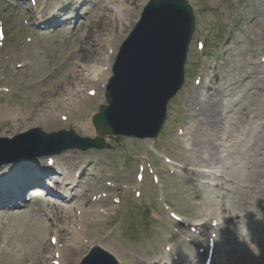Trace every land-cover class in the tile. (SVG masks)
Returning <instances> with one entry per match:
<instances>
[{
    "label": "rangeland",
    "instance_id": "rangeland-1",
    "mask_svg": "<svg viewBox=\"0 0 264 264\" xmlns=\"http://www.w3.org/2000/svg\"><path fill=\"white\" fill-rule=\"evenodd\" d=\"M28 1L30 3L28 6L31 9L34 6L37 9L36 11L32 10L30 16L26 8L16 10L13 6L8 5V0H0V26L4 27L6 33V38L2 42L0 41V136H12L27 130L34 125V118L38 114L42 115L48 108L54 113L68 111L70 114H65L67 119L56 116V120H45L35 126H40L46 131L72 127L80 135L93 136L95 133L92 132L90 117L97 110L99 103L105 102L104 87H101L96 95H87L79 108L67 109L64 105L52 106L49 100L69 82L70 65L75 60L83 61L84 50L80 47L88 46L96 36L107 37L109 31L114 33L113 38H115L117 46L119 41L126 36L131 25L124 22L123 25L117 24L118 26H100L101 14L107 12L111 15V11L103 7L106 0H97L94 8L95 12L101 15L99 20L97 21L94 12L84 23L89 26L82 24L77 28L76 34H73L68 25L38 30L31 24L32 21L49 6L50 8L54 7V11L55 7L60 5L57 2L59 0ZM128 1L130 6L135 9L131 14L138 15L145 0ZM188 1L197 11L198 33L203 32L207 50V53L201 52L197 48L196 40L192 43L188 68L189 71L195 69L197 73L188 75V83L193 86L197 84L200 73L204 71L203 61L205 59L209 62L206 72L209 75L217 74L216 85L229 78V72H232L238 79L244 77L243 70H239V60L243 61L250 55L254 61L253 73L258 76V71L261 69L258 59L262 53L260 47L254 42L261 33H264V0ZM25 11L27 13L24 16ZM256 19L262 20V23L256 22ZM83 25L89 27L88 31L83 30ZM220 45L224 48L222 53L218 51ZM97 48L96 51L99 52L100 46L97 45ZM93 49L95 48L93 47ZM104 50L105 45H103L102 57ZM95 52L92 55H95ZM114 54L115 52L110 54L109 64L112 63ZM65 59L67 60L63 63ZM102 61L103 59L101 63ZM46 74L48 77L41 79ZM228 92L226 91L231 96L227 99L232 97L235 101L238 100L234 110L228 113V122H223L230 134L228 139L232 141L237 136L236 131L244 126L243 108H249L251 100L244 96L246 93L244 84L237 83L233 90ZM190 104L194 103L190 101ZM173 107H178L177 102H174L170 108ZM226 108H229L227 101L222 107H220V103L217 106L218 110ZM184 114H186L184 111H180L177 119L185 120ZM87 121L89 123L85 127L83 122ZM164 128L155 139L157 140L156 146H159L163 140ZM178 129L179 127H174V125L168 126V130L166 129L168 137L161 143L160 148H154V144L147 142L148 139L131 140L123 136H106L107 145L103 150L88 149L80 152L78 149H72L59 154L62 156L72 153L78 156L79 160L90 163L88 169L92 174L88 175L89 178L85 180L82 187L90 188L93 198L84 208H88L89 205L98 206L108 214L100 216L97 222L89 224L88 230L96 243L108 242L115 247L116 251L114 250V252L118 260L134 261L127 264H142L144 261L148 263L153 260L151 257L156 252L155 250L166 257V248L169 247L173 258L175 256L178 258L187 257L188 260L185 264H203L204 257L202 259L197 254V251L201 249L200 244L194 248V245L189 243L187 236H183V227H186L183 224L184 221L180 219V222L172 217L169 209H173L183 218H188L187 213H191L195 217L194 208L197 204L192 203L191 200L198 201L195 195L197 192L202 194L203 192L196 189V186L193 187L194 182L186 179L185 171L179 165L185 164L187 158L192 160L191 151L211 152L214 150L206 142L200 144L194 141L191 144L195 137L199 136L205 139L204 135L211 128L201 123L196 126V131L194 128L190 132L187 131L188 134H192L190 143H188V146L192 148L190 150H186L182 132H178ZM149 144L154 148L156 160L146 168L147 177L145 180L147 179V182L143 183L147 184V187L153 186L154 188L144 192V184L140 187V182L137 179L139 173L137 166L143 169L153 158V154L149 152ZM241 144L244 143L241 142ZM126 150H128L127 156L135 157L137 163L134 160L126 162L124 156ZM251 151L253 149L248 148V152ZM143 155L148 158V162L141 160ZM166 156L173 161L166 163L164 161ZM39 158L41 156L37 159L39 160ZM215 159L216 157L212 158L213 161ZM179 170H182L183 173ZM107 172L116 176L112 179L108 176L106 181L108 184L105 185V173ZM93 173L96 174V178ZM189 174L191 175V173ZM153 175L158 178V181L153 179ZM244 182L246 186L242 191L236 192V182H234L231 186L235 190L225 192L226 196L230 194V203L237 210L241 209L244 203L252 204V197L264 196L263 191L259 193L254 191L256 187L254 180L245 179ZM162 186L166 189L167 202L165 204L162 202L161 193L157 190V187L161 188ZM138 191H140V195H136ZM212 192L216 194L217 189ZM96 195H99L98 199H96ZM28 199L23 207L0 210V264H29L27 259L31 257L33 247L40 243L36 238L44 230L42 224L46 216L39 209L45 208L48 212V205L37 196ZM263 202L264 200H261L254 205L255 211L260 210L259 204ZM254 216L256 217L251 240L250 236L246 239L241 238V242L234 245V251H229L227 257L217 247L213 264H254L258 257L264 254V214L261 212L259 215H251L250 218ZM60 221L56 223H60ZM61 223L63 224V221ZM189 231L193 235L195 234V231L191 229ZM207 233L211 235L212 230ZM203 238L199 236L197 240L200 242ZM202 244L206 245V241ZM35 257L37 258L36 255Z\"/></svg>",
    "mask_w": 264,
    "mask_h": 264
},
{
    "label": "bare ground",
    "instance_id": "bare-ground-1",
    "mask_svg": "<svg viewBox=\"0 0 264 264\" xmlns=\"http://www.w3.org/2000/svg\"><path fill=\"white\" fill-rule=\"evenodd\" d=\"M85 0H82L83 3ZM107 3L113 7L114 12L109 15L107 12L102 13V22L99 24L102 27H106L108 25L115 26L117 24L123 25V23L131 24L136 17V15H132L133 8L127 2V0H107ZM74 12V11H73ZM75 8V13H76ZM113 17V18H112ZM253 18V17H252ZM256 22L262 23V20L256 19ZM118 26V25H117ZM75 28V27H74ZM101 30V29H100ZM260 33V32H259ZM258 33V34H259ZM114 33L112 31L108 32V36L105 38H100L98 36L92 39V43L80 47L83 49V61L75 60L70 65L69 71V82L65 84V86L57 92V95L52 97L49 100L52 106L60 107L64 105L67 109L71 107L79 108L82 102L86 98L85 91L86 86H93L90 89L97 87L98 89L101 88L104 81L107 79L109 74V64H108V57L109 53L112 52L116 47L115 38H112ZM264 43V33H261L259 37L256 38L254 44L258 47L263 46ZM95 49H93V47ZM100 46L101 50L97 52V48ZM103 45H105L104 54L103 53ZM97 48V49H96ZM254 49V48H253ZM249 49V50H253ZM96 51V52H95ZM95 52V55L92 53ZM238 53V52H237ZM108 54V55H107ZM103 59L102 63L101 60ZM90 60V61H89ZM240 62V60H239ZM253 65V58L252 56H247L243 61L240 62L239 70H243L244 73H247L246 83L249 84V88L253 90L255 84L258 81L251 78V73L254 72L252 69ZM237 67V66H235ZM231 72H229L228 76L230 78ZM234 75V74H232ZM217 76V74H216ZM229 78H226L225 81L221 82L218 88H214L213 92L210 94V99L204 100V123H209L212 120L213 115V108L215 102L219 103L220 99L225 95L226 91L228 92L229 88L236 82V80L229 81ZM238 82L242 83V79L238 80ZM89 89V88H88ZM254 94V92H253ZM213 98V99H212ZM215 99V100H214ZM51 106V107H52ZM52 110L45 109V112L38 114L34 118L33 124L41 123L45 120H56V116L62 115L61 111L54 113ZM200 111H203V108H200ZM66 112V111H63ZM68 112V111H67ZM25 117V116H24ZM87 122H83V125L87 127ZM264 124V123H263ZM247 130L251 132L252 135L256 136L257 141L253 143V151L248 152V145L247 140H251V136H236L233 138L232 141H228L227 136H219L218 130L215 132H208L205 137L206 139L203 140L207 142L209 146L214 148L215 150L209 154H205L204 151H200L197 155L198 162L201 163V166L207 167L206 170H199V173L196 174L199 177H205L207 180L205 184L209 186V191L205 196L202 197L201 193L195 195L196 198L199 199L198 205L196 206V213L197 216H210V219L217 221V229L215 231L219 232V228L221 226H225L227 231H225V236L223 240L218 238L219 233L216 234L214 238L215 244L220 247L223 253L226 255V247L225 244L232 245L235 242L236 237L239 234L243 233V236L246 232H251L250 225L247 222V217L254 215L253 210H246L244 208L243 213L236 212L232 210V205L230 203V194L227 196L225 195V190H230V187L225 185V183H234L247 178L246 176L251 173H259L261 171V167H264V126L258 123H250L247 126ZM258 130H261L260 133ZM220 133V131H219ZM224 133V132H223ZM219 137L217 144L215 143V138ZM244 141V144L241 142ZM240 143V144H239ZM220 147V149H216ZM212 148V149H213ZM213 157H216L215 161L218 163L210 162ZM222 161V162H220ZM76 159L74 156H65L64 160L54 161L51 165H49L48 161H43L41 165H32V162L29 165H25L22 169L16 172V169L19 170V167L13 165H6L4 169L7 170V174L3 177L1 176L0 180V203L4 201H10L11 197L18 195L19 197L22 195V191L24 190L25 186L34 180H40V176L45 177V183L49 184L50 189L57 188L59 190H64L60 188V186L56 185L54 182H50L47 180L51 170L58 172L59 169V176L63 174V179L67 177H72V170L67 169L70 165H75ZM194 163V164H193ZM46 164V165H45ZM196 162L188 161L189 170H195ZM56 166V167H54ZM66 166V168H64ZM30 167V168H29ZM29 168V169H28ZM28 169V171H27ZM57 169V170H56ZM25 171H27L25 173ZM16 172V173H15ZM55 172V173H56ZM197 177V178H198ZM237 178L236 180H234ZM69 183V182H66ZM260 182L256 188L255 192L263 191L264 190V183ZM217 189V193L213 194V190ZM74 190V189H73ZM203 191H206L203 190ZM81 196V195H80ZM253 198V197H252ZM49 200H54L52 197ZM228 200V202H227ZM88 202L87 198H84L81 202L77 204H72L73 207H77V209H82L83 205ZM66 208H71V206H67ZM264 209V203L262 205ZM51 210L54 212L49 214V217H52V222L48 221V218L43 220V228L44 230L37 236L36 240L40 243L36 244L33 247L34 253L36 254L37 251L41 252L44 250H51L54 253L58 254V260L60 264H79L81 259V252L86 247V239H87V232L85 228V222L87 221H97L100 217V214L105 213L104 210H100L97 208L85 209V214L88 216L85 219L82 218L80 214L77 218L71 219V225L59 226L54 224L57 220L63 219L60 214L61 212L57 210L56 206H53ZM222 212L228 213V218L226 220L222 219ZM239 218L238 222H242V224L238 225H231L230 223L234 221V219ZM205 223V222H204ZM198 224V223H197ZM208 227V226H207ZM49 232L53 234L49 235ZM48 234V236H47ZM53 238L54 242L53 245H46L44 244L42 247L41 245L48 240V238ZM108 248L115 250V247L112 245L105 243ZM51 255V254H50ZM50 255H47L50 256ZM44 257L46 255L40 256L41 262L44 261ZM226 259V258H225ZM264 262V260L262 261ZM261 262V263H262ZM37 264V263H35ZM260 264V263H259Z\"/></svg>",
    "mask_w": 264,
    "mask_h": 264
},
{
    "label": "water",
    "instance_id": "water-1",
    "mask_svg": "<svg viewBox=\"0 0 264 264\" xmlns=\"http://www.w3.org/2000/svg\"><path fill=\"white\" fill-rule=\"evenodd\" d=\"M190 33L191 19L182 0H150L117 54L114 75L108 83L109 104L102 105L96 116L102 134L142 135L158 128L165 101L175 92L177 85L174 83L156 96L146 92L145 86L149 89L154 85L152 78L159 77L158 69L151 66L160 67L159 51L163 52L171 44L185 46ZM183 58L184 49H177V71L181 69ZM179 77L180 74L177 80ZM145 79L146 85H141ZM39 135L49 141L72 138L65 146L77 144L85 148L90 144L88 139H81L71 130L49 135L39 132Z\"/></svg>",
    "mask_w": 264,
    "mask_h": 264
}]
</instances>
